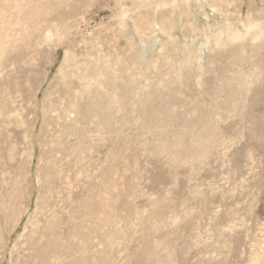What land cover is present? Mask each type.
<instances>
[{"label":"rangeland","instance_id":"1","mask_svg":"<svg viewBox=\"0 0 264 264\" xmlns=\"http://www.w3.org/2000/svg\"><path fill=\"white\" fill-rule=\"evenodd\" d=\"M0 264H264V0H0Z\"/></svg>","mask_w":264,"mask_h":264}]
</instances>
